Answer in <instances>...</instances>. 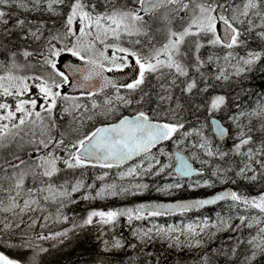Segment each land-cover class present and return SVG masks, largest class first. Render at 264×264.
Masks as SVG:
<instances>
[{"label": "snow or ice", "instance_id": "snow-or-ice-1", "mask_svg": "<svg viewBox=\"0 0 264 264\" xmlns=\"http://www.w3.org/2000/svg\"><path fill=\"white\" fill-rule=\"evenodd\" d=\"M65 55L73 58L66 65ZM257 72L264 73V0H0V150L10 154L0 163V247L18 253L11 258L0 251V264H41L49 248L38 241L55 248L69 232L88 228L96 229L105 255L131 249L143 264H161L163 257L150 250L157 243L166 245L165 253L205 249L198 264H211L216 255L228 264H260L264 96L228 115L234 133L216 118L228 110L229 97L207 96ZM197 96H207L203 109L216 139L205 134L207 121L191 124L189 117L202 110ZM226 140L231 147L220 145ZM89 169L101 170L91 183ZM161 176L172 182H141ZM192 177L203 179L186 185ZM240 183L259 184L261 191L225 189L190 201L91 209L71 229L33 236L21 230L25 216L29 228L47 220L29 214L43 213L49 203L57 205L56 221L68 222L63 210L81 200ZM220 202L229 215L214 222H155ZM122 219L131 238L117 232ZM220 232L235 234L229 237L235 244L210 255L208 238Z\"/></svg>", "mask_w": 264, "mask_h": 264}, {"label": "trees", "instance_id": "trees-1", "mask_svg": "<svg viewBox=\"0 0 264 264\" xmlns=\"http://www.w3.org/2000/svg\"><path fill=\"white\" fill-rule=\"evenodd\" d=\"M11 11H17L15 9H11ZM31 18V17H30ZM15 18L13 17V20L10 21L11 23H14ZM216 94H225L229 97V107L226 112L222 113H216L219 117H221L224 122L228 125L227 122V114H231L232 112L238 113L241 109L245 110L251 107H254L258 98L261 96H264V73L257 72L250 74L249 78L245 80L243 83L240 82H234L231 84H222L218 86L214 91H211L207 96L210 95H216ZM239 94V95H237ZM207 96L204 97H195L194 102L198 105L202 106V110L197 113L196 116H190L189 119L191 121L192 126L194 127H200V125L196 122L197 119L199 121H207L208 127L204 129L205 134L209 136L212 139H216L209 123V117L206 110L203 109V105L205 101L207 100ZM233 100H236L238 103H240V109H238L235 104L233 103ZM125 115L130 114L129 112H124ZM226 120V121H225ZM67 122V121H66ZM228 126L231 127L232 132L234 133V129L229 124ZM220 145L225 148L231 147L232 141L226 140V141H219ZM27 150V146H25ZM167 148L169 151L173 150L172 145L169 143L167 145ZM155 151V150H154ZM10 154L8 152H4L3 154L0 153V163L3 162V160L8 157ZM163 159V158H161ZM199 165V164H197ZM100 169H89L87 172V175L85 179L91 183L95 176L100 172ZM117 170L113 169L112 172L115 173ZM205 177H209V172L207 169H205ZM110 178V177H109ZM201 178V177H197ZM204 178V177H203ZM125 184L128 183V180H125ZM97 184L101 183L100 181H96ZM142 183H148L150 185H164L166 183L172 182L171 178L165 179L163 176L161 177H146L142 181ZM236 191L248 194V195H257L260 191V185H251L247 183H240L238 185H232ZM222 186H225L224 184H217L215 189H218ZM155 193V191H152L150 194L146 193L143 196L138 197H131L130 199H114L110 203H106L102 200H97L93 202L89 201H83L81 200L77 204L70 205L69 207L65 208L63 210L64 214L69 216L68 225H65V229H71L74 222H79L82 217L86 215V213L91 209H108V208H116L121 206H133L135 204L144 203V202H151L156 201L158 199H155L152 197V195ZM204 194V193H201ZM79 196L80 194H76ZM181 196H187V193H182ZM56 205L54 203H49L45 206L46 210L43 213H36L29 215L33 216V218L36 217H48L50 218L52 214H54ZM52 212V213H51ZM218 214L222 215H229L228 205L227 203H221L219 205L208 207L202 210H196L187 212L184 214L177 213L174 216H166V217H160L155 218V222H166V221H177L179 219L184 218H195L196 216L201 217H214ZM232 215H235V213H232ZM24 225H22L21 230L26 232L29 236H33L35 234L43 233V234H50L52 233V230L46 229L44 224L42 223L47 220L39 219L38 224L35 228H29L27 225L30 223L28 216L24 217ZM239 221H234V223H238ZM45 223V224H46ZM137 224H140L141 222H136ZM144 225H149V221L143 222ZM247 229L244 231V235L247 236ZM117 232H122L123 235L126 238H131V231L129 227L126 225V222L122 219L121 220V227L117 229ZM97 231L95 228H88L85 230H76L75 233L69 232V236L67 239L64 240L63 244H58L57 247L51 248L49 247L50 241H38V243L42 244L44 247H48L49 250L46 253H43L41 255V264H143V256L139 253H137L134 250H127L126 252H121L116 256H108L105 255L102 252V245L100 240L97 238ZM235 234L231 232H226L223 237H220L216 243L209 244V247L207 250H209L211 255V250L213 249H224L228 250L232 247L233 244H235L234 239H229V237L233 236ZM166 248V245H161L160 243L155 244L154 246H151L150 250L159 255L162 256L163 259L161 260V264H198L199 256L205 251V249L201 250H186L183 253H177L175 251H167L164 252V249ZM0 251H3L6 255L10 256L11 258H18V253L15 249H8L7 247H0ZM241 251H243V247L241 248ZM30 255V253H29ZM242 259V257H241ZM211 264H228V261L225 259L222 255H216L212 256ZM260 264H264V260L260 261Z\"/></svg>", "mask_w": 264, "mask_h": 264}, {"label": "rangeland", "instance_id": "rangeland-1", "mask_svg": "<svg viewBox=\"0 0 264 264\" xmlns=\"http://www.w3.org/2000/svg\"><path fill=\"white\" fill-rule=\"evenodd\" d=\"M16 10V9H15ZM73 59V58H71ZM116 75H119V74H116ZM65 91V90H64ZM75 95H79V93L75 94ZM249 109V108H248ZM248 109H245V110H248ZM235 112H232L231 114H233ZM229 113L227 114V117H228ZM228 120V119H227ZM226 121V120H225ZM229 124L230 121H227ZM247 121H245L246 123ZM228 124V125H229ZM231 126L233 127L234 129V132H235V127L234 125L231 124ZM30 151V149H29ZM115 177L114 176H110L109 180H112L114 179ZM204 178H208V177H204ZM199 179H203V178H199ZM197 180V179H195ZM126 182V181H123V183ZM192 181L188 180V182H186L185 184L187 185L188 183H191ZM171 183V182H170ZM167 184V183H166ZM215 190V187L214 188H197L196 190H190V189H183V190H179V191H175L174 195H170V196H165V195H162L160 193H157L155 192L152 197L155 198V199H162V200H169V199H175V198H178V197H181L182 193H187L188 195H194V194H201V193H209L211 191ZM131 197L127 198L130 199ZM112 200L114 199H111V200H107L105 201L106 203H110ZM56 205V204H55ZM136 205V204H135ZM54 214L51 215L50 218L47 219V223L45 221H43L42 223L44 224L45 228L46 229H49V230H52V233H56V232H61V231H64L65 229V225H68L66 222H57L56 221V216H57V205L55 207V210L53 211ZM52 213V212H51ZM222 215V214H220ZM225 216V215H223ZM218 215L217 216H214L213 218L212 217H201V216H196L195 218H184V219H179L177 221H166V222H159V221H156V223L160 224V225H174V226H185L187 225L188 223H193V225L195 226L196 223H199L200 221L204 220V219H207L209 220L210 222H214L218 219ZM46 223V224H45ZM144 226H150L149 225H144ZM226 232H220L218 233L215 237H210L208 239H210V243L211 244H214L216 243V241L220 238V237H223L224 234ZM201 250V249H199ZM192 251V250H190ZM198 251V250H196Z\"/></svg>", "mask_w": 264, "mask_h": 264}, {"label": "water", "instance_id": "water-1", "mask_svg": "<svg viewBox=\"0 0 264 264\" xmlns=\"http://www.w3.org/2000/svg\"><path fill=\"white\" fill-rule=\"evenodd\" d=\"M69 62H71V60H69V59H65V60L63 61V63H64L65 65H66L67 63H69ZM110 75H111V74H110ZM129 78H130V77L126 76L124 79L127 80V79H129ZM68 91H69V92H77V91H79V90H74V89H72V88H68ZM216 118L219 119V120H221L217 115H216ZM209 120H210V118H209ZM221 122L223 123L222 120H221ZM210 126H211V124H210ZM211 129H212V127H211ZM212 130H213V129H212ZM196 167H198V166H196ZM225 189H232V190H234V189H233L232 187H230V186H225V187H222V188H220V189H218V190H216V191H214V192H212V193L206 194V195L180 197V198L171 199V200H160V201H157V202H172V201H177V200L190 201V200L198 199V198H210L212 195H214V194H216V193H219V192H221V191H224ZM220 203H222V202H220ZM218 204H219V203H218ZM209 206H212V205H209ZM206 207H208V206H206ZM196 210H198V209H196ZM193 211H194V210H193Z\"/></svg>", "mask_w": 264, "mask_h": 264}, {"label": "bare ground", "instance_id": "bare-ground-1", "mask_svg": "<svg viewBox=\"0 0 264 264\" xmlns=\"http://www.w3.org/2000/svg\"><path fill=\"white\" fill-rule=\"evenodd\" d=\"M117 76V75H116ZM129 80V79H128ZM128 115V114H127ZM218 116V115H217ZM219 117V116H218ZM222 121H223V123L225 124V125H227L225 122H224V120L221 118V117H219ZM228 126V125H227ZM230 127V126H229ZM211 128V127H210ZM231 128V127H230ZM212 130V129H211ZM212 132H213V130H212ZM213 134H214V132H213ZM225 186H230V185H225ZM224 186V187H225ZM230 187H232V186H230ZM233 188V187H232ZM234 189V188H233ZM235 190V189H234ZM209 193H212V192H209ZM209 193H207V194H209ZM176 199V198H175ZM222 203H225V202H222ZM219 204H221V203H219ZM219 204H217V205H219ZM213 206H216V205H212V206H208V207H213ZM208 207H204V208H202V209H205V208H208ZM202 209H198V210H202ZM191 212V211H190Z\"/></svg>", "mask_w": 264, "mask_h": 264}, {"label": "flooded vegetation", "instance_id": "flooded-vegetation-1", "mask_svg": "<svg viewBox=\"0 0 264 264\" xmlns=\"http://www.w3.org/2000/svg\"><path fill=\"white\" fill-rule=\"evenodd\" d=\"M66 56V55H65Z\"/></svg>", "mask_w": 264, "mask_h": 264}]
</instances>
